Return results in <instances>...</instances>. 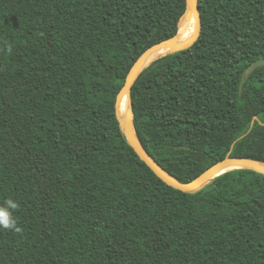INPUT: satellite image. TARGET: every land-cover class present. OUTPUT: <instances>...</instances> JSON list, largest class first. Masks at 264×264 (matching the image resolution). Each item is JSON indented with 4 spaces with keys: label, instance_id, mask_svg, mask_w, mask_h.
<instances>
[{
    "label": "trees",
    "instance_id": "trees-1",
    "mask_svg": "<svg viewBox=\"0 0 264 264\" xmlns=\"http://www.w3.org/2000/svg\"><path fill=\"white\" fill-rule=\"evenodd\" d=\"M199 39L131 88L133 126L188 183L225 158L264 163V0H197ZM185 0H0V264H264V176L195 194L127 144L116 98L136 60L178 33ZM188 30V26L179 35ZM12 46L11 55L7 46Z\"/></svg>",
    "mask_w": 264,
    "mask_h": 264
},
{
    "label": "water",
    "instance_id": "water-1",
    "mask_svg": "<svg viewBox=\"0 0 264 264\" xmlns=\"http://www.w3.org/2000/svg\"><path fill=\"white\" fill-rule=\"evenodd\" d=\"M185 2L186 11L180 23V27L176 36L151 46L132 65L126 77L124 86L117 95L115 115L127 144L132 148L140 161H142L159 180H161L168 187H171L184 194H195L202 190L205 186L210 184L215 178L233 170H252L264 176V163L246 158L227 157L211 166L194 180L188 183H181L170 176L167 172H165V170H163L162 167L146 152L136 135L133 126V110L131 102V88L133 84L135 83L139 75L155 60L167 55V53L174 54L187 50L192 47L193 44L199 39L202 20L197 0H185ZM192 19L194 20L192 36L185 42H179V33L187 26L189 27L190 21ZM160 50H167V53L158 56L149 63L151 58ZM261 67H264V60L257 61L251 64L244 73V79H246L256 69ZM125 97H127L128 99V109L125 115L122 116L120 112V106L122 100Z\"/></svg>",
    "mask_w": 264,
    "mask_h": 264
},
{
    "label": "clouds",
    "instance_id": "clouds-1",
    "mask_svg": "<svg viewBox=\"0 0 264 264\" xmlns=\"http://www.w3.org/2000/svg\"><path fill=\"white\" fill-rule=\"evenodd\" d=\"M3 51V49H0ZM13 49L11 45L7 46V54L11 55ZM20 209V204L13 199H7L3 204H0V228L15 234H23V228L18 225V221L14 216V212Z\"/></svg>",
    "mask_w": 264,
    "mask_h": 264
},
{
    "label": "bare ground",
    "instance_id": "bare-ground-1",
    "mask_svg": "<svg viewBox=\"0 0 264 264\" xmlns=\"http://www.w3.org/2000/svg\"><path fill=\"white\" fill-rule=\"evenodd\" d=\"M193 24H194V20L192 19L190 21V24H189V27H188V30L185 31L182 35H178V40L179 42H185L187 40L190 39V37L192 36V33H193ZM167 53V50H160L159 52H157L152 58L151 60L149 61V63L154 60L155 58H157L158 56H161L163 54H166ZM168 54V53H167ZM128 109V99L127 97H125L122 102H121V106H120V112H121V115L124 116L126 111Z\"/></svg>",
    "mask_w": 264,
    "mask_h": 264
}]
</instances>
